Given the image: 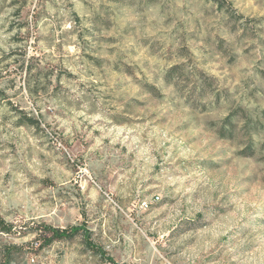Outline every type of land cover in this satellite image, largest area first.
<instances>
[{
	"label": "rangeland",
	"instance_id": "1",
	"mask_svg": "<svg viewBox=\"0 0 264 264\" xmlns=\"http://www.w3.org/2000/svg\"><path fill=\"white\" fill-rule=\"evenodd\" d=\"M262 111L264 0H0V261L264 264Z\"/></svg>",
	"mask_w": 264,
	"mask_h": 264
},
{
	"label": "trees",
	"instance_id": "2",
	"mask_svg": "<svg viewBox=\"0 0 264 264\" xmlns=\"http://www.w3.org/2000/svg\"><path fill=\"white\" fill-rule=\"evenodd\" d=\"M27 72L28 74H30L29 77H31L32 70L30 67H27ZM30 80L31 78H29L27 89L30 96L34 97L39 92V86H38L39 83L38 81L31 82ZM233 115H234L233 113L228 114L224 122H228ZM261 115L264 116V111H262ZM34 121L39 125V120L34 119ZM251 121L252 120L250 118L245 121V125L247 129H250ZM257 124L261 125V123H257ZM248 147H252V145H248ZM37 228L40 231L38 238L40 248L48 247L56 240L71 239L80 234L85 239L87 245L91 247L93 251L106 258V260H108L111 264H119L118 262L115 261V259L109 256V254L102 247L98 246L94 242V240L91 238L92 236L91 231L85 225H72L61 228V227H54L52 225L41 222L37 225ZM12 229L13 226L9 224L0 214V231L11 232ZM18 250H19V245L16 244L4 246L1 249L2 260L0 261V264H11Z\"/></svg>",
	"mask_w": 264,
	"mask_h": 264
},
{
	"label": "built area",
	"instance_id": "3",
	"mask_svg": "<svg viewBox=\"0 0 264 264\" xmlns=\"http://www.w3.org/2000/svg\"><path fill=\"white\" fill-rule=\"evenodd\" d=\"M144 205L148 206V203L147 202H144Z\"/></svg>",
	"mask_w": 264,
	"mask_h": 264
}]
</instances>
